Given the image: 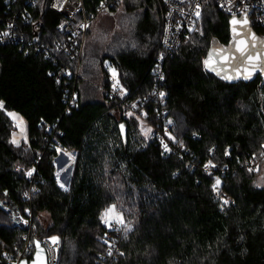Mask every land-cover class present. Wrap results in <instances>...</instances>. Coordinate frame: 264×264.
Listing matches in <instances>:
<instances>
[{"label":"trees","instance_id":"trees-1","mask_svg":"<svg viewBox=\"0 0 264 264\" xmlns=\"http://www.w3.org/2000/svg\"><path fill=\"white\" fill-rule=\"evenodd\" d=\"M16 1L9 9L0 0V33L16 14L33 11L25 0ZM85 3L91 15L102 0ZM121 8L142 14L133 43L97 65L85 52L83 79L58 81L50 73L60 67L30 49V37L28 43L0 46V264L31 261L34 240L44 243L52 236L59 238L56 264H264V188L255 186L264 169V79L231 84L202 63L213 44H229L232 16L207 3L192 33L164 63L160 83L154 73L162 5L124 0L107 13ZM39 13L42 36L49 40L60 16L45 0ZM109 68L116 69L124 95L119 90L115 98L108 96ZM89 76L99 79L93 85L101 95L87 88ZM73 90L77 103L67 113ZM162 107L172 121L175 142L165 137L171 152L154 134L163 133ZM12 112L28 124L27 144L19 147L10 142L16 132ZM141 121L152 127V135L144 136ZM60 149L77 154L68 191L57 183ZM254 154L259 172L249 173L246 165ZM209 160L216 166L211 175L204 171ZM217 176L221 185L215 195ZM221 197L232 202L222 205ZM112 204L131 231L102 224L100 214ZM17 215L30 224H21ZM43 215L51 221L47 229L38 222ZM106 233L114 234V241L105 239ZM28 241L31 254L25 253Z\"/></svg>","mask_w":264,"mask_h":264},{"label":"built area","instance_id":"built-area-1","mask_svg":"<svg viewBox=\"0 0 264 264\" xmlns=\"http://www.w3.org/2000/svg\"><path fill=\"white\" fill-rule=\"evenodd\" d=\"M5 1L9 9L18 2L16 0ZM41 1L42 0H25V3L32 8L33 11L26 9L25 12L21 14L20 18L18 14H16L14 18L8 22L6 28L0 33V46L28 43V37H30V49L37 53H41L45 59L50 60L55 66L60 67L58 72L52 71L50 73L55 75L58 81L65 78L76 80L83 79L82 66L85 59L86 39L89 31L98 15L107 13L111 9L118 7L120 5V0H104V6L101 7L100 4L96 8V12L91 15L87 11L85 0H45L46 8L60 16L55 26L54 36L49 40L44 39L42 36V23L40 22L42 21V16L39 13ZM158 2L162 5L163 35L161 44L159 45L161 47V52L155 59L154 74L157 81L160 83H163L165 78L164 63L177 52L188 35L192 33L198 19L196 12L199 11L201 13L203 7L207 3L213 2L221 11L223 10L231 16L233 13H235L237 17L246 14L251 28L255 31L259 29L261 33L258 35L264 39V0H231V3H229V0H167V2H165V0H158ZM197 5H199V9ZM221 5H223V7H221ZM229 8H231V11H229ZM34 11H37V13ZM19 22L24 27L20 26ZM9 25H11V27H9ZM61 25L63 27H61ZM26 27H30V29L20 32V30H24ZM5 32L8 33L7 36L3 35ZM161 76L163 79H161ZM114 82L113 76L111 75L109 77L110 87L107 90V94L110 98L118 96L117 92L119 89H113ZM161 92L162 90L160 89L155 90L156 94ZM77 97V91L73 90L68 98L67 113L70 108L76 106ZM163 104L165 105L166 101H163ZM168 115L169 110L164 107H162L158 113V118L164 121V127L162 126L163 133L155 131V137L160 142L163 140L167 143L165 141V137L167 136L165 135L166 132L172 136V124H169L166 119ZM47 131H51L50 127H48ZM60 151L63 153L64 150L60 149ZM74 156L76 157L75 154ZM255 165V161L252 160L246 166L249 168ZM72 166H74V163ZM213 170H215V168H210L208 171L204 168V171L207 173L209 171L212 173ZM217 177L220 178V176ZM218 194L219 193L215 192V195ZM230 201L232 202V200ZM115 227L119 228V225ZM110 230L116 231L114 229ZM104 238L114 241L115 236L114 234L106 233ZM29 241L25 247L26 254H31ZM43 244L47 248L50 264H56L58 244L53 245L50 240L45 241ZM21 261L22 259L13 262V264H20Z\"/></svg>","mask_w":264,"mask_h":264},{"label":"snow or ice","instance_id":"snow-or-ice-1","mask_svg":"<svg viewBox=\"0 0 264 264\" xmlns=\"http://www.w3.org/2000/svg\"><path fill=\"white\" fill-rule=\"evenodd\" d=\"M124 0H120V3H123ZM167 2V0H165ZM229 3H231V0H229ZM55 6V5H54ZM103 0L101 3V7H103ZM223 7V5H221ZM197 8L199 9V5H197ZM229 11H231V8H229ZM197 18L200 16V12H196ZM249 21L247 18V15L245 14L243 18L238 19L236 14L233 13L232 19H231V31H232V42H233V48L234 52L232 50H224V49H215L213 51H210L208 54V57L203 60V66L205 71L208 72H215L217 76H219L222 80L231 82L233 80L237 79H243V80H252L253 77L259 72L261 75H264V42H258L255 37L250 33V31L247 30V25ZM11 27V25H9ZM61 27H63L61 25ZM86 27V26H85ZM3 35L7 36L8 33L5 32ZM135 47V45H133ZM162 58V57H161ZM110 71L112 72V76L114 79L113 89H119L121 92V95L125 94V89L120 85L118 77V73L116 72V69L111 68ZM161 79L163 77L161 76ZM161 97L165 95V93L161 92L159 93ZM261 100L264 101V92L261 93ZM133 108H136L137 105L133 104ZM3 108V101H0V109ZM10 117H12L14 120H17V116L15 113H8ZM127 115L131 116L133 115L131 112L127 113ZM146 115V114H145ZM137 119H140L137 117ZM169 124L172 123L171 120L168 121ZM16 127L19 128L21 136L24 138V141L27 142V138L25 135V126L22 119H19ZM121 136H124V130L125 126L124 124L119 125ZM141 131L143 132L144 136L147 137L150 133H152L153 129L151 128H144L142 126ZM195 134V133H194ZM165 135L168 136V138L175 142V137L171 136L169 133H165ZM12 144L16 145L17 147L20 146V140L16 138V134H13V138L10 141ZM161 146L163 147L165 152H171V148L167 143H165L163 140H161ZM182 146V145H181ZM261 149H264V143L260 145ZM59 151V149H58ZM209 151H212V149H209ZM65 155H69L65 153ZM225 155H230L229 151H225ZM260 155L264 157V151H261ZM69 159H73L69 155ZM253 160H255V154L253 155ZM63 167V166H62ZM216 166L213 164L211 160L208 161L207 164L204 165V168L206 171H208L210 168H215ZM35 169H32L31 171L27 172V175L29 177L32 176ZM247 171L249 173L252 172H259V165L256 164L254 167L247 168ZM209 175H211V172H208ZM262 180H264V177H262ZM57 183L59 186L64 190L68 191L67 187L60 183L59 181V174H57ZM221 185V180L219 177L215 178V182L212 184V190L214 192L219 193V187ZM256 187H261V183H257L255 185ZM222 205H228L230 201L227 198L221 197ZM100 220L102 224H104L109 229H114L116 231L124 230L125 232L131 231L130 224L126 223L123 217V214L117 210V206L115 204H112L110 206H107L103 212L100 214ZM24 223H27V221H24ZM116 225H119L120 227H115ZM50 241L53 245H56L59 243V238L56 236L50 237ZM106 244L108 243L107 240L104 241ZM36 252H35V258L32 260V264H46V258L44 256V249L41 247V244L39 241H36ZM108 255H112L111 247L108 249ZM120 255H123V253H120ZM21 264H26V262H21Z\"/></svg>","mask_w":264,"mask_h":264},{"label":"rangeland","instance_id":"rangeland-1","mask_svg":"<svg viewBox=\"0 0 264 264\" xmlns=\"http://www.w3.org/2000/svg\"><path fill=\"white\" fill-rule=\"evenodd\" d=\"M141 15H142L141 13H128L125 9L122 8L118 10L115 14L101 13L100 15H98L86 39L85 52L88 53L87 60L94 65H97V63L100 64L102 63L101 61H103L104 58H106L108 55H114L119 49L126 46L127 43L132 44L133 39L136 35L135 24L137 23V20H139L140 17H142ZM106 64L108 65V62ZM110 69L111 68H109V72L112 75ZM87 79H86L87 80L86 86L87 88L92 89V94L94 95L97 94L98 96L101 95V93L98 90H96V88L93 85V83L98 84L97 80L99 79H95L94 81V79H92L90 76L87 77ZM15 114L17 116V120H14L11 117L14 121L15 127L18 120L22 119L25 126V135L26 138L28 139V124L26 120L21 115L17 113ZM142 126L145 129L146 128L152 129V127H150L143 121H141L140 123V129L142 128ZM152 133H150L148 136L152 135ZM15 134H16V138L20 140V144L21 143L27 144V142H25L24 138L21 136L18 127H16ZM65 153L69 154L71 157H73V159H69L67 163L65 162L63 163L62 161L64 160L61 159L60 161V159H58L56 167H57V174H59L60 183H63L68 189L72 177V170H73L72 165L73 163H75L73 162L75 160V156L73 153L66 151H63V153H61L60 151L59 156L64 155L69 158V155H65ZM262 177H264V169L261 171L256 181V184L261 183L262 185L259 188H264V180H262ZM17 219L18 221H20L21 224L24 225L30 224V222L25 218H23L21 215H17ZM24 221H27V223H24ZM38 222H40V225L44 229H47L51 223L49 217L46 215L39 217Z\"/></svg>","mask_w":264,"mask_h":264},{"label":"water","instance_id":"water-1","mask_svg":"<svg viewBox=\"0 0 264 264\" xmlns=\"http://www.w3.org/2000/svg\"><path fill=\"white\" fill-rule=\"evenodd\" d=\"M105 1H107V0H105ZM244 16V15H243ZM243 16H241V17H237L238 19H240V18H243ZM247 18H248V16H247ZM231 19H232V17L230 18V20H229V28H230V33H231V40H230V42H229V44L228 45H224V46H221V45H216V44H213L212 45V47H211V49H210V51H213V50H215V49H217V48H219V49H224V50H232L233 52H234V48H233V42H232V31H231ZM248 21H249V19H248ZM247 27V30L248 31H250V33L255 37V39L258 41V42H264V39H262L257 33H256V31L253 29V28H251V26H250V22L248 23V25L246 26ZM209 51V52H210ZM209 54V53H208ZM208 57V56H207ZM211 74H213V75H215L218 79H220V80H222L219 76H217L216 74H215V72H210ZM258 78H263L264 79V75H261L259 72H257V74L253 77V79L252 80H243V79H237V80H233V81H231V82H228V81H226V82H228V83H231V84H239V83H241V82H244V83H251V82H253V81H255V80H257ZM222 81H225V80H222ZM36 241H39L40 242V244H41V247L44 249V256H45V258H46V264H50V260H49V255H48V251H47V248L43 245V242L42 241H40L39 239H35L34 240V248H35V252H36ZM35 258V253H34V256H33V259ZM32 259V260H33ZM32 260L30 261V260H28V259H24V260H22L23 262H26V264H32ZM21 261V262H22ZM21 262H20V264H21Z\"/></svg>","mask_w":264,"mask_h":264},{"label":"crops","instance_id":"crops-1","mask_svg":"<svg viewBox=\"0 0 264 264\" xmlns=\"http://www.w3.org/2000/svg\"><path fill=\"white\" fill-rule=\"evenodd\" d=\"M73 154L77 155L76 153H73ZM75 158H76V157H75ZM58 159H60V161H61V159L64 160V161H62L63 163H64V162L67 163L68 160H69V158H68L67 156L60 155V156L57 158V160H56V165H57ZM72 172H73V171H72ZM67 185H68V183H67Z\"/></svg>","mask_w":264,"mask_h":264}]
</instances>
